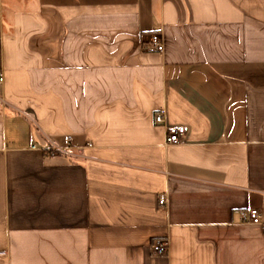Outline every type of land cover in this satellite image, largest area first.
<instances>
[{"label": "crops", "instance_id": "obj_1", "mask_svg": "<svg viewBox=\"0 0 264 264\" xmlns=\"http://www.w3.org/2000/svg\"><path fill=\"white\" fill-rule=\"evenodd\" d=\"M0 76V264H264V0H0Z\"/></svg>", "mask_w": 264, "mask_h": 264}, {"label": "built area", "instance_id": "obj_2", "mask_svg": "<svg viewBox=\"0 0 264 264\" xmlns=\"http://www.w3.org/2000/svg\"><path fill=\"white\" fill-rule=\"evenodd\" d=\"M146 47L152 51L155 52H162L163 51V43L161 40L160 35L153 34L150 35L148 38V41L146 42ZM3 83V78L0 76V84ZM155 123L161 124L163 123V116L157 115L155 116ZM187 133V128L183 126H173L170 128H167L166 130V136H165V144L166 145H176L179 144L182 140V138ZM57 151L66 152L65 150H59ZM165 200L164 198H160L159 204L164 205ZM242 219L245 222H249L251 224L255 225H262L261 222V216L257 210H249L246 212V214L242 215ZM167 251V244L163 241H155L153 244H151V252L154 255H163Z\"/></svg>", "mask_w": 264, "mask_h": 264}]
</instances>
